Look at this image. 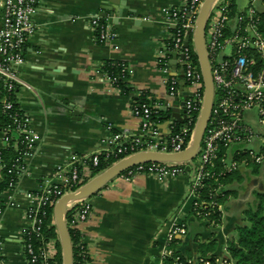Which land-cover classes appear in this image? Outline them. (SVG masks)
I'll list each match as a JSON object with an SVG mask.
<instances>
[{
    "label": "crops",
    "instance_id": "0c3cea01",
    "mask_svg": "<svg viewBox=\"0 0 264 264\" xmlns=\"http://www.w3.org/2000/svg\"><path fill=\"white\" fill-rule=\"evenodd\" d=\"M40 1L34 18L37 32L26 44V61L20 68L31 88L18 87L17 104L32 115L41 141L25 158L17 187L0 193L1 264H29L23 242L28 211L39 203L43 185L57 181L59 165L71 154L87 155L109 147V124L115 131L139 132L141 119L132 112L135 94L121 93L101 72L105 60L126 61L131 68L130 84L136 91H149L153 100L181 104L188 88L183 84L180 95L169 98L167 75L157 63L159 52L173 39L174 27L165 9L182 0ZM97 16L109 22L114 40L98 41L91 21ZM140 19L148 23L138 25ZM171 57L170 74L178 70L180 85L181 64ZM167 126V121L160 125L164 134ZM5 146L0 132V150ZM257 169L249 176L241 169L243 179L226 187L232 192L222 203L221 226L213 230L194 218L190 202H185L187 176L114 178L88 198L91 215L78 225L88 249L86 264H157L175 218L188 226L187 235L174 244L186 257L199 255L198 245L210 241L220 243L215 256H228L226 248L236 241L237 227L247 222L246 211L253 198L264 192V165ZM82 171L87 181L95 176L88 165ZM3 179L0 166V181Z\"/></svg>",
    "mask_w": 264,
    "mask_h": 264
},
{
    "label": "built area",
    "instance_id": "2783aa9c",
    "mask_svg": "<svg viewBox=\"0 0 264 264\" xmlns=\"http://www.w3.org/2000/svg\"><path fill=\"white\" fill-rule=\"evenodd\" d=\"M204 1L182 0L180 4L165 9L174 27L173 39L166 50L159 52L157 63L167 75L169 98L181 93L178 70L176 74H170L173 53L184 69L188 88L184 105L179 106L182 121L171 115L174 104L170 99L134 106L133 114L141 119L138 133L127 129L115 131L109 124V147L87 155L71 154L64 165H59L55 173L57 181L43 185L37 196L39 203L28 211L29 226L23 232V242L29 264H58L56 240L46 242L43 237L47 208L54 207L65 193L85 183L82 175L84 164L93 172L100 165L101 154L106 160L114 158L119 161L140 151L173 154L189 148L194 133L191 125L195 114L199 116L205 93L203 71L191 49L193 47L196 52L192 43L193 31ZM40 2L0 0V132L5 148L12 144L16 151L9 166L0 157V166L13 175L9 190L17 187L19 177L25 171V158L36 150L41 141L32 115L17 104L18 87L31 88L21 77L20 68L26 61V44L37 32L34 18L40 10ZM101 19L97 16L91 20L92 25L100 29V38L114 40L116 34L111 25L108 21L101 23ZM190 32L187 46L186 38ZM205 40L214 83V102L197 155L182 162H142L121 175L127 180L139 174L159 178L187 176L190 182L185 202H190L193 217L209 228L217 229L222 223V203L218 198L223 196L227 187L222 179L241 169L247 171V167L264 165V134L251 124V120H256L260 123L259 128L264 126V0H251L240 8L235 0H215L207 16ZM124 71L130 73L129 64L125 65ZM110 79L114 85L115 78ZM152 110L169 112L163 121L168 122L165 134L160 128L161 122L151 121ZM69 207H75L71 219L73 228L86 222L92 212L88 198L74 201ZM187 233L188 226L184 221L172 219L157 264H166L170 258L172 264H221L224 257L209 254L188 258L178 251L174 244L178 237ZM34 237L44 242L37 246ZM2 243L0 240V250ZM229 263L234 264L232 261Z\"/></svg>",
    "mask_w": 264,
    "mask_h": 264
},
{
    "label": "trees",
    "instance_id": "16d2710c",
    "mask_svg": "<svg viewBox=\"0 0 264 264\" xmlns=\"http://www.w3.org/2000/svg\"><path fill=\"white\" fill-rule=\"evenodd\" d=\"M106 18L101 19V23L106 24ZM96 34L98 36V41L100 43H104L105 40L100 38V29H96ZM193 51V55L195 57V61L198 66L199 58L193 47H191ZM128 64L123 60H112L107 59L103 62L101 67V72L107 75L110 78H115L114 86L118 88L121 93L130 95L135 94L134 106H141L144 103H153L156 100L150 99L151 93L147 90H139L136 91L133 86L129 82L130 73L124 71L125 65ZM132 107V108H133ZM169 112L165 111H156L152 110L151 121L152 122H163L168 118ZM198 113L195 114V120L191 125V128L194 129L197 121ZM6 120V119H4ZM16 156V151L12 144L8 145V147L0 150V157L3 162H6L8 166L12 163ZM123 157V155L121 156ZM118 159L110 158L108 160L105 159V156L101 154V162L100 165L93 170V175L100 173L105 170L112 164H114ZM124 173V172H123ZM13 175L7 172V169L4 168V179L0 181V193L9 189V181L12 179ZM244 175L240 172H234L231 174H227L222 182L229 186L233 181H241ZM87 180L85 179L84 182ZM232 192L231 189L226 188L224 190L223 196H220L218 200L223 203L224 198ZM256 200L254 202V206L249 208L246 211V223L243 225H239L238 235L236 241H230L228 250L230 252V258L224 257L222 259L221 264H230L229 261H233L234 264H264V204L262 199H264V192H258ZM53 208L49 206L47 208V217L45 220V224L43 226V237L44 241L48 242L52 239L56 240L57 246L59 248V254L57 256L58 264H62V251L60 240L58 239V229L55 223ZM75 207H69L67 210V225L70 233L71 243H72V251H73V264H86L89 261V254L87 245L83 240V235L78 228H73L71 226V219L73 217V212ZM2 241V238L0 237ZM33 241L38 246V243L44 242L39 238L34 237ZM202 245H198V250L201 251ZM0 260H2V256L0 255ZM214 260V259H213ZM166 264H172V258L166 261ZM213 264H216L213 262Z\"/></svg>",
    "mask_w": 264,
    "mask_h": 264
},
{
    "label": "water",
    "instance_id": "95a60500",
    "mask_svg": "<svg viewBox=\"0 0 264 264\" xmlns=\"http://www.w3.org/2000/svg\"><path fill=\"white\" fill-rule=\"evenodd\" d=\"M215 0H205L201 7V10L198 15L196 28L193 31V42L195 45V50L197 52L199 63L201 65L203 76H204V100L202 104V108L200 110L198 119L196 121V125L194 127L193 138L191 140L190 146L186 151L180 153H163L156 151H140L130 156H127L105 170L101 171L93 178L82 184L76 190L65 193L62 197L58 199L53 208V215L55 219V223L58 229V235L61 243V251H62V264H73V251H72V243L70 238V233L67 225V210L69 206L77 200L83 198H89L99 190H101L108 182L113 180L114 178L120 176L126 169L133 167L142 162L149 161H173V162H182L192 160L198 153L203 135L207 128L213 102H214V83L211 73L210 62L208 58V52L206 47L205 40V28L206 21L209 10L214 3ZM104 15H106L104 13ZM117 17H120L119 12L117 11ZM145 20H138V25H146ZM191 37V32L188 33L186 38L185 45H189V40ZM174 62L177 61V55L173 53ZM177 70L173 74H176ZM180 85L181 89H183V84H185L184 77V69L180 70ZM180 106L184 105V101L181 104H175L171 115L175 117L177 120L182 121ZM243 171V169L241 170ZM256 182V181H255Z\"/></svg>",
    "mask_w": 264,
    "mask_h": 264
},
{
    "label": "rangeland",
    "instance_id": "374dc122",
    "mask_svg": "<svg viewBox=\"0 0 264 264\" xmlns=\"http://www.w3.org/2000/svg\"><path fill=\"white\" fill-rule=\"evenodd\" d=\"M251 0H235V2H236V4L237 5H239V6H244V5H248L249 4V2H250ZM192 43H194L193 41H192ZM251 124L256 128V129H258V131L259 132H261L262 134H264V126H262L261 128H259L260 127V123H259V121H256V120H251ZM251 171H254L255 173H257V171H258V169H257V166H252V167H247V175L249 176V174H250V172ZM263 179H264V177H263ZM264 181V180H263ZM256 197H254L253 199L256 201H258V200H260L259 198L258 199H256L257 198V196H259V195H255ZM254 201V202H255ZM254 202L250 205V208L251 207H253L254 206ZM262 202H263V204H264V199H262ZM246 217V216H245ZM209 229H211V228H209ZM211 230H213V229H211ZM234 233L235 234H237V231L235 230L234 231ZM233 234V233H232ZM60 245H61V243H60ZM201 245H202V249H201V251H199V255H201V256H208L209 254H214V251H217V249H218V246H220V243L219 242H213V241H210V242H208V243H201ZM228 253H229V255L228 256H225V257H228V258H230L231 256V254H230V252H229V250H228ZM232 261V260H231ZM233 262V261H232Z\"/></svg>",
    "mask_w": 264,
    "mask_h": 264
}]
</instances>
